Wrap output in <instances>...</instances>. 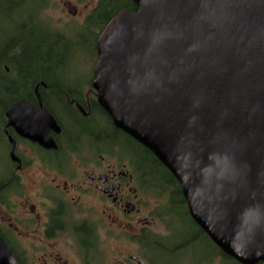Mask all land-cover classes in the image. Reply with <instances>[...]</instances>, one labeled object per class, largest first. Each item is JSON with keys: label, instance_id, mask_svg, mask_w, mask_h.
I'll return each instance as SVG.
<instances>
[{"label": "water", "instance_id": "1", "mask_svg": "<svg viewBox=\"0 0 264 264\" xmlns=\"http://www.w3.org/2000/svg\"><path fill=\"white\" fill-rule=\"evenodd\" d=\"M132 2L95 47L99 106L170 172L221 252L264 264V0ZM8 118L39 138L54 123L26 102ZM15 259L0 237V264Z\"/></svg>", "mask_w": 264, "mask_h": 264}, {"label": "flooded vegetation", "instance_id": "2", "mask_svg": "<svg viewBox=\"0 0 264 264\" xmlns=\"http://www.w3.org/2000/svg\"><path fill=\"white\" fill-rule=\"evenodd\" d=\"M39 1L40 14L48 2ZM100 2L92 0L82 13L65 6L73 17L83 18L82 31L101 18H110L109 24L121 11L137 10L132 0H108L107 13L99 14ZM38 8L36 4L34 9ZM39 14L34 25L49 33L47 19L41 22ZM64 38L52 53L54 59H62L46 70L44 80L0 85V237L17 263L103 264L116 252L121 259L115 264H160L148 253L162 250L170 255L165 264H240L209 240L189 211L194 239L166 245L171 229L163 228V236L151 230H158L160 223L169 227L171 217L158 212L156 205L150 207L144 193L146 187L151 189L146 186L151 171L146 172L140 157L145 149L116 130L98 104L91 85L96 48L95 67L86 82L65 73L71 63L68 54L75 51ZM5 72L11 74L8 67ZM24 102L53 119L54 123H44L43 137L21 135L10 125L9 112ZM157 168L173 177L167 169ZM199 240H206L211 249L196 255L191 246Z\"/></svg>", "mask_w": 264, "mask_h": 264}, {"label": "rangeland", "instance_id": "3", "mask_svg": "<svg viewBox=\"0 0 264 264\" xmlns=\"http://www.w3.org/2000/svg\"><path fill=\"white\" fill-rule=\"evenodd\" d=\"M91 1L92 0H44V4L48 2L47 7L44 9V11L40 12V14L38 13V11L43 5V3L40 1L37 3L39 6L38 9H34V2L28 3L27 0H25L23 6V0L2 1L0 3V42L2 49L4 50L5 46L10 44L11 38H17L22 35V29L19 25L23 24V26H28L29 24L31 25L37 23V17L35 18V16L36 14H39L40 20L42 18L47 19V25L50 32L58 35L63 34V37H67L71 42L70 49H73V51H75L73 54L72 52L68 54V60L71 58L69 60L71 61V63H67V65L65 66V73L69 75H77L81 80H85L86 82L89 81L92 75V71L95 67L94 59L96 57L94 47L96 36L94 35V32L92 30L82 31L83 25L80 24L82 23L80 20H82L83 18L73 17L72 14L68 12L65 4L71 9L73 7H76L78 9L77 11L79 13H82V11H84V6L91 3ZM2 30L7 31L1 33ZM96 33L97 32L95 30V34ZM100 34L98 33V37ZM2 49H0V59L1 57L4 58L5 56L4 53H2ZM61 59L62 58L56 59L55 62L59 63ZM140 157L142 158V155ZM145 158L146 159L143 160L144 164L142 165L147 168L149 166V168L152 169V164H154L152 159L148 157ZM155 172L157 175V179L153 177L154 171H151L150 178L146 184V186H150L153 191L149 187H146L144 193L147 197L150 207L152 205L158 206L157 211L162 215L171 217V219L169 220V227L168 225L166 226L160 223V226H158V230H151L154 233L163 236L165 232H163L162 229L170 228L172 234L166 241V245L171 243L172 240L184 241L194 239L196 237V231L192 223L189 221V217L186 216L185 206L181 204L182 202L180 201L178 196L177 198L173 199L171 197V194H169V189L171 186L169 183H167V177L165 176V173H160V177L162 176V180L159 181L158 179H160V177L158 176L157 171ZM154 178L156 179V181H152ZM165 189H168L167 192ZM177 208H180V210ZM167 210H171V212H167ZM191 247L192 252L196 253V255L198 254V252L211 249V246L206 240H199L198 242L195 241V243ZM107 249L108 248L106 247V250ZM148 255H150L151 258L154 257V259L158 260L160 264H165L168 260H170V255L166 254V252L162 250H157V252H154V254L148 253ZM113 256L115 257L112 258L109 254V256H107V261L103 264H115V259H121L120 257L116 256V252Z\"/></svg>", "mask_w": 264, "mask_h": 264}, {"label": "trees", "instance_id": "4", "mask_svg": "<svg viewBox=\"0 0 264 264\" xmlns=\"http://www.w3.org/2000/svg\"><path fill=\"white\" fill-rule=\"evenodd\" d=\"M2 1L7 0H0V3ZM28 3L34 2L33 5H36L39 0H27ZM119 1V2H118ZM118 3H120V0H117ZM25 3V0L22 2V6ZM108 0H101L98 8L99 14H106L108 9ZM127 6L126 4H124ZM117 6L114 7V12L117 13V10L115 9ZM113 12V13H114ZM99 14L97 16H99ZM98 18V17H97ZM101 18V17H100ZM110 21V18H101L99 20H96L93 22L91 26H85V29L88 30H96V36L98 37V33L100 34L103 29H105V26ZM22 29V32L20 37L17 38H11L10 44L5 46V49H2L1 42H0V49H2V53H4V58L1 57L0 59V85H9V84H28L32 81V79L35 81H32L34 83H38L42 80H44V74L46 73V70L54 64L56 59H54V55L52 53L56 51V46L59 44V40L64 41L63 34L58 35L49 32H45L41 26L29 24L28 26H23V24L19 25ZM49 30V29H48ZM7 30H2L1 33ZM50 31V30H49ZM56 45V46H55ZM58 48V47H57ZM48 55L46 56V53ZM7 56V57H6ZM5 67H8L11 70V74L8 75L5 72ZM106 114V113H105ZM144 148V147H143ZM145 149V148H144ZM144 160L145 157H148L152 159L153 168L150 169L145 167L144 169L146 172L150 171H157L158 173V166H161L162 171H164L166 168H164L163 165L148 151L145 149L144 155H142ZM160 171L158 176L160 177ZM164 174V173H163ZM166 179H170V189L169 194H171V197L173 199L179 197L180 201L182 202L184 206L185 201L182 198V194L179 189V184L176 180H174V177L167 176L165 173ZM162 177V176H161ZM160 177V179H161ZM164 178V177H163ZM155 179V178H154ZM157 179V178H156ZM156 179L154 181H156ZM160 179H158L160 181ZM173 182V184H172ZM170 183V182H167ZM166 192L168 189H165ZM158 195V194H157ZM170 200V198H169ZM164 207V206H162ZM180 210V208H177ZM187 208H185V212L187 213ZM167 212H171V210H167Z\"/></svg>", "mask_w": 264, "mask_h": 264}]
</instances>
